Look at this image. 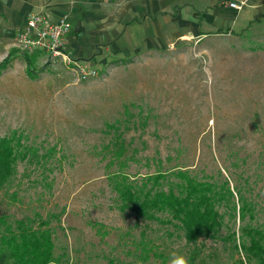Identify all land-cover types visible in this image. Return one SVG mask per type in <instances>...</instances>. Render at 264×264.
I'll use <instances>...</instances> for the list:
<instances>
[{
  "label": "rangeland",
  "instance_id": "obj_1",
  "mask_svg": "<svg viewBox=\"0 0 264 264\" xmlns=\"http://www.w3.org/2000/svg\"><path fill=\"white\" fill-rule=\"evenodd\" d=\"M155 21L148 45L91 57L98 75L84 81L38 52L28 54L27 70L19 28L0 33V61L11 55L0 73V138L33 149L0 187V213L35 224L58 214L49 222L57 259L51 264L186 257L192 245L178 224L124 206L113 173L150 187L147 175L182 169L229 187L233 197L217 204L220 233L196 244L212 264L243 258L233 247V239L244 240L242 225L264 226V20L243 32L212 26L205 34L169 15L158 34ZM238 193L255 207L252 219L238 217ZM140 243L150 249L146 262L135 258Z\"/></svg>",
  "mask_w": 264,
  "mask_h": 264
},
{
  "label": "trees",
  "instance_id": "obj_2",
  "mask_svg": "<svg viewBox=\"0 0 264 264\" xmlns=\"http://www.w3.org/2000/svg\"><path fill=\"white\" fill-rule=\"evenodd\" d=\"M225 30L229 31V28ZM24 54L26 68L29 70L33 62L27 53ZM10 56L8 54L0 61V73L8 67ZM29 148L20 141L13 144L11 138H0V187L11 179L17 159L25 158L33 151ZM116 174L118 173H113L112 182L124 206L130 205L137 216L145 219L158 218L175 225L177 223L186 243L192 245L186 254L189 264H212L196 244L200 238H213L220 233L223 216L217 204L233 197L229 187L198 179L182 169L147 175L150 187H146V184L126 183L123 177L118 178ZM172 176L176 181L168 179ZM162 179H168L166 187H154ZM238 195V217L242 221L246 217L252 219L255 207L240 193ZM229 210L235 217V203H232ZM157 213L163 217H157ZM35 215L40 217L39 214ZM57 216L58 214H51L48 219H38L35 224L28 216L10 221L7 215L0 213V264H51L57 261L53 253L52 230L49 227L50 218ZM240 233L244 240L237 244L233 239V247L241 251L243 258L237 257L231 264H264V226L245 224L240 227ZM233 235L235 234L232 233ZM140 245L142 250L139 248L140 253L135 258L146 262L150 258V249L143 243ZM107 264L123 263L109 257Z\"/></svg>",
  "mask_w": 264,
  "mask_h": 264
},
{
  "label": "crops",
  "instance_id": "obj_3",
  "mask_svg": "<svg viewBox=\"0 0 264 264\" xmlns=\"http://www.w3.org/2000/svg\"><path fill=\"white\" fill-rule=\"evenodd\" d=\"M231 2L241 7H231ZM30 14L49 22L67 16L71 24L67 49L94 65L96 57L148 45L151 17L158 34L167 15L181 26L190 24L192 34H205L212 26L243 32L264 20V0H0V33L21 29Z\"/></svg>",
  "mask_w": 264,
  "mask_h": 264
},
{
  "label": "built area",
  "instance_id": "obj_4",
  "mask_svg": "<svg viewBox=\"0 0 264 264\" xmlns=\"http://www.w3.org/2000/svg\"><path fill=\"white\" fill-rule=\"evenodd\" d=\"M231 7L240 8V3L231 2ZM71 24L67 16H61L56 22L46 21L43 17L30 14L17 33V42L22 53H41L52 61H61L74 71L79 80H88L98 75V70L87 60L77 59L65 45V37Z\"/></svg>",
  "mask_w": 264,
  "mask_h": 264
},
{
  "label": "clouds",
  "instance_id": "obj_5",
  "mask_svg": "<svg viewBox=\"0 0 264 264\" xmlns=\"http://www.w3.org/2000/svg\"><path fill=\"white\" fill-rule=\"evenodd\" d=\"M169 264H189L187 257L173 253L170 257Z\"/></svg>",
  "mask_w": 264,
  "mask_h": 264
}]
</instances>
